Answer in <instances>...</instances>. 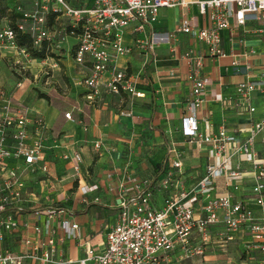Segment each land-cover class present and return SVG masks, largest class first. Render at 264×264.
I'll use <instances>...</instances> for the list:
<instances>
[{
    "label": "built area",
    "instance_id": "1",
    "mask_svg": "<svg viewBox=\"0 0 264 264\" xmlns=\"http://www.w3.org/2000/svg\"><path fill=\"white\" fill-rule=\"evenodd\" d=\"M5 1L16 27L13 28L7 19L0 22V52L13 63L22 59L35 61L17 44V30L30 35L37 49L45 45L50 50L65 37L73 38V59L76 64L88 68L83 83L88 88L85 97L90 101L100 95L101 86L115 94L144 96L135 88L127 72L115 65V59L132 50V46L123 42V29L132 22L136 23V29L151 26L161 8L179 6L185 9L194 4L199 14L208 15V27L193 29L190 18L182 11L180 23L172 34H192L206 45L210 56L225 55L220 32L230 27L231 18L237 27L244 26L248 20H264V0ZM256 31L264 33V28ZM166 39L168 35L152 33L149 41H138L136 46L152 51L156 40ZM182 56L189 66L190 94L180 130L192 145L206 148L205 173L189 188L183 187L182 155L170 145L169 156L157 176L139 181L131 178L134 193L130 196L121 193L117 216L104 236L101 251L83 243L80 257H55L53 220L62 212L69 214L67 209L32 208L30 212L35 220L31 226L32 235L26 231V221L22 222V227L21 215L26 212L25 182L16 164L33 167L39 163L42 171L47 170L41 134L44 125L36 116L33 118L35 128H29V119L23 111L0 113V264H201L211 244L224 246L238 233L247 235L243 243L245 255L264 252V216H255L243 201L235 200L227 190H219L217 184L219 178L228 186L230 179L243 176L246 170L231 162L235 156H244L253 176V200L264 208V157L259 159L253 147L255 133L264 129V72L238 82L234 89L233 105L250 117L249 134L238 136L224 125L203 134L199 131L196 113L209 79L201 75L202 55L187 50ZM238 62L236 58L231 61L236 71ZM104 74L108 79L102 84L100 78ZM64 116L71 118L70 112ZM94 146L98 147L99 142ZM63 157L68 158L65 153ZM73 158L77 162L81 160L77 153ZM73 167L74 174L78 175L79 166ZM156 192L162 194L159 206L153 201ZM195 200H201L198 209L193 206ZM60 226L66 237L79 238L76 222L61 219ZM12 235L19 236L22 247L17 250L7 243Z\"/></svg>",
    "mask_w": 264,
    "mask_h": 264
},
{
    "label": "crops",
    "instance_id": "2",
    "mask_svg": "<svg viewBox=\"0 0 264 264\" xmlns=\"http://www.w3.org/2000/svg\"><path fill=\"white\" fill-rule=\"evenodd\" d=\"M182 11L190 18L193 29L210 25L208 15L199 14L196 5L190 4L185 9L161 8L151 26L136 29V23L132 22L123 29V42L132 46V50L117 56L115 65L127 72L138 92L144 93L143 97L115 94L101 86L102 92L96 99H86L88 88L83 78L88 68L76 64L68 53L63 59L57 58L62 71L53 67L51 76L56 81L62 76L66 89L50 87L47 93L52 103H48L30 91L32 83L25 87L16 78L6 65L9 57L0 52V113L23 111L29 119V128H35L36 116L44 125L41 134L47 170L42 171L39 163L33 167L16 164L25 182L26 212L21 215V223H28L26 231L31 234L35 222L32 208L42 210L53 206L70 212H62L53 220L55 257L78 258L83 243L101 251L104 236L117 216L121 193L125 196L134 193L131 178L139 181L157 176L169 156L170 145L182 155L183 187L189 188L205 173L206 148L192 145L180 130L190 94L189 66L182 56L185 51L202 55L201 75L209 79L196 113L199 131L208 134L224 125L238 136L249 134L250 117L233 105L234 89L238 82L264 72V33L256 31L264 28V20H248L244 26L237 27L231 18L230 27L220 32L225 55L210 56L206 45L192 34H172L180 23ZM152 33L168 35V39L156 40L152 51L136 46L138 41H149ZM71 39L74 46L75 40ZM234 58L239 61L237 71L231 65ZM107 79L108 75L104 74L100 82L103 84ZM66 112H70V119L64 116ZM262 132L264 129L253 137L259 159L264 157V135L257 138ZM96 142L98 147L94 146ZM75 153L80 155L79 162L73 158ZM244 158L235 156L231 162L246 170L242 177L230 179L228 186L219 178L217 184L219 190L229 191L235 200L243 201L255 216L261 217L264 208L253 200V176L250 163ZM74 165L79 166L78 175L74 174ZM161 200L162 194L156 192L155 205L159 206ZM193 206L198 209L201 200H195ZM66 218L78 224L79 238L66 237L60 226V220ZM246 239L247 235L238 233L224 246L211 244L201 264H264V252L256 251L251 256L243 253ZM7 243L16 250L22 247L19 236L8 237Z\"/></svg>",
    "mask_w": 264,
    "mask_h": 264
},
{
    "label": "rangeland",
    "instance_id": "3",
    "mask_svg": "<svg viewBox=\"0 0 264 264\" xmlns=\"http://www.w3.org/2000/svg\"><path fill=\"white\" fill-rule=\"evenodd\" d=\"M73 43L74 41L71 38L65 37L61 43L53 44V47L50 49V53L55 56L47 55L45 59L39 60L35 59V61L30 62L25 61L24 59L21 62L13 63L9 60L6 62L8 68L12 69L13 74L16 75V78L25 83V87H29L30 83L34 86H31L30 91L33 92L37 96V91L47 93L50 87H63L66 89L65 84L63 83L62 76L58 78V81L51 78L53 74V67H59L60 71H62V67L60 65V61L57 60L63 59L65 54H70L72 56L73 53ZM264 135V132L257 135V138Z\"/></svg>",
    "mask_w": 264,
    "mask_h": 264
},
{
    "label": "trees",
    "instance_id": "4",
    "mask_svg": "<svg viewBox=\"0 0 264 264\" xmlns=\"http://www.w3.org/2000/svg\"><path fill=\"white\" fill-rule=\"evenodd\" d=\"M8 9H9V6L6 3V1L0 0V22L3 19H7L9 24L13 26V28H15L16 26L14 25V16L12 12ZM15 39H16L17 44L20 47L25 48L29 52L30 56L34 59L43 60L45 59V57H47V55H50L52 57L55 56L52 53H50L49 48H47L45 45H43L39 49L34 48L32 45V39L30 35H28L27 33H22L17 30L15 34ZM57 92L60 93L61 89H58ZM37 98H43L48 103H52L51 96L48 93L37 91Z\"/></svg>",
    "mask_w": 264,
    "mask_h": 264
}]
</instances>
